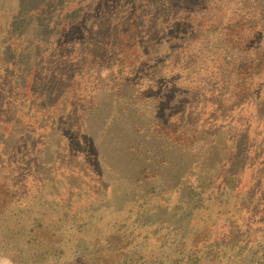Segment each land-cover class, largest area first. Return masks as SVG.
<instances>
[{
    "label": "trees",
    "instance_id": "obj_1",
    "mask_svg": "<svg viewBox=\"0 0 264 264\" xmlns=\"http://www.w3.org/2000/svg\"><path fill=\"white\" fill-rule=\"evenodd\" d=\"M123 4L0 0V242L13 264H264V155L199 146L226 131L200 99L219 119L262 75L264 0L227 22L229 0L186 1L179 29ZM185 59L173 87H142ZM80 104L71 131L58 115Z\"/></svg>",
    "mask_w": 264,
    "mask_h": 264
},
{
    "label": "rangeland",
    "instance_id": "obj_2",
    "mask_svg": "<svg viewBox=\"0 0 264 264\" xmlns=\"http://www.w3.org/2000/svg\"><path fill=\"white\" fill-rule=\"evenodd\" d=\"M67 2L68 0H57V2ZM96 1H102V0H96ZM126 4H123L122 7H126L129 5L128 8L129 13L126 16H131V13L133 12V8H137L138 6H141L144 2H148L147 9H150L153 16L158 18L160 15V19L158 22V25L156 28L160 29L163 25H170L171 28L173 26L176 29H179V24L177 22L180 19H184L186 16L179 17L177 19L178 21L174 22L172 14L177 11L181 5H183L186 1L190 0H124ZM202 1V0H201ZM231 2V7L229 9V12L225 13V17H223L222 20L224 22H227L231 20L232 16H236L235 13L241 12L239 7H243L244 4H242V0H229ZM199 4L195 3L194 6H197ZM114 8V7H113ZM123 9V8H122ZM112 10H115L112 9ZM136 10V9H135ZM105 11V10H103ZM109 14V12H107ZM170 14V15H168ZM167 16V17H164ZM118 21L120 19H117ZM108 34L111 33V31H107ZM157 32H154V35H156ZM217 34H213L212 37L215 38ZM260 40V39H259ZM262 42L261 47L264 48V36L260 40ZM130 48L127 49L125 52L117 53L116 50H112L109 55L112 59L111 62L116 66V64L120 63V56H124V54H127L128 56L131 55L136 49H137V43L129 44ZM197 49V48H196ZM261 51V54H258L259 51H256L255 54V65L256 69L253 71L261 72L262 75L259 76L255 73L252 74L253 77H251V83L249 85L250 92H243L242 97L233 98L232 105H222L220 106L222 110H224V113L220 116L219 119L216 118L217 110L213 107L216 106L214 102H206L207 100H204L205 97H202L200 99V104L202 106L203 110L211 111V115L213 112L216 114L213 116L206 115V117L211 118V122L215 125H209L206 128L209 130V132H216L218 128L222 130H226L225 132L221 133L223 135V140H213L210 142L209 140H202L199 142L200 152L205 155L212 154L213 159H222L225 161H236V159H244L247 157H256L255 155H264V89L256 90L254 89V86L258 85L259 88H264V55L262 52V49H258ZM116 53V54H115ZM196 57V56H194ZM190 61H193L192 59H189ZM144 65H142V68H147L152 61H144ZM191 62L188 61V59L184 60V63L179 66H174L172 70L169 72L160 70V74L150 79L148 77L146 80L141 79V85L143 88L147 87H173L177 76L174 77L177 74H180L182 72H186L188 70H191V66L188 68L189 64ZM151 69V68H149ZM46 82L49 83L47 80ZM218 88V87H217ZM209 94V93H208ZM231 92L228 93L230 95ZM115 97L116 96H110V99L115 103ZM89 108H92V104H80V105H73L70 110H67V108L64 106L62 107L63 110H60V113L58 115V119H63L62 125L65 126L67 129L73 131L75 128V124L78 126L81 125V120H83V116L87 113ZM74 118V120L70 119L71 115ZM200 120V118L198 119ZM207 123L210 122V119H207ZM220 133V132H219ZM218 135V134H217ZM63 139V138H62ZM61 139V140H62ZM220 142L222 144H220ZM78 165V164H77ZM73 168L76 170H79L75 163H73ZM120 176V175H119ZM6 243L0 242V264H13L11 260V253L5 248Z\"/></svg>",
    "mask_w": 264,
    "mask_h": 264
}]
</instances>
